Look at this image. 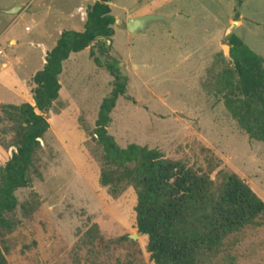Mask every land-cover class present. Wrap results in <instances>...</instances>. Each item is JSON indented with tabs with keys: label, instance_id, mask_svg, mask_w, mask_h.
Masks as SVG:
<instances>
[{
	"label": "rangeland",
	"instance_id": "374dc122",
	"mask_svg": "<svg viewBox=\"0 0 264 264\" xmlns=\"http://www.w3.org/2000/svg\"><path fill=\"white\" fill-rule=\"evenodd\" d=\"M95 1L0 0V113L5 105L33 102V78L48 52L64 31L84 27ZM18 4L23 8L17 14L6 13ZM111 6L116 24L110 54L129 79L109 128L120 147L157 149L204 170L214 157L264 195V143L251 139L225 105L230 78L235 84L237 78L228 37L238 35L264 58V0H116ZM149 15L164 19L144 33L128 32L129 19ZM60 81L32 184L16 193L19 206L9 215L19 221L11 264H90L92 254L79 246L94 224L102 234L96 264H154L138 233L135 191L113 199L100 185L93 155V131L114 78L96 65L90 47L71 55ZM24 206L34 210L28 214ZM124 236L128 240L107 248ZM228 243L222 264H230L228 255L235 264H264V225Z\"/></svg>",
	"mask_w": 264,
	"mask_h": 264
},
{
	"label": "trees",
	"instance_id": "16d2710c",
	"mask_svg": "<svg viewBox=\"0 0 264 264\" xmlns=\"http://www.w3.org/2000/svg\"><path fill=\"white\" fill-rule=\"evenodd\" d=\"M96 0L86 12L84 27L64 31L48 52L44 68L33 78V102L5 105L0 113V264H11L16 244L13 236L19 221L16 193L32 184L41 141L50 130L47 115L60 99V77L72 54L91 47V56L114 78L113 90L99 109L93 131L94 157L100 166V185L115 200L132 188L138 233L147 239L154 264H222L220 255L235 235L264 225V195L234 169H222L212 157L208 169L189 167L168 158L157 149L132 144L123 149L109 132L112 114L122 97H127L129 79L110 54L115 36L112 4ZM243 0H239L242 5ZM230 63L237 76L230 78L225 105L240 127L264 143V58L238 35L228 37ZM97 50V51H96ZM97 53L99 55L97 56ZM234 78V77H233ZM13 152L10 154V149ZM209 151V150H208ZM27 213L33 206L25 207ZM114 239L107 248L128 240ZM102 240L94 224L82 237L79 248L88 249L90 264L99 262L96 242ZM96 251V252H95ZM81 259V258H80ZM230 264L236 259L224 258Z\"/></svg>",
	"mask_w": 264,
	"mask_h": 264
},
{
	"label": "water",
	"instance_id": "95a60500",
	"mask_svg": "<svg viewBox=\"0 0 264 264\" xmlns=\"http://www.w3.org/2000/svg\"><path fill=\"white\" fill-rule=\"evenodd\" d=\"M22 8L23 6L18 4L16 5V7L10 10H7L6 13L14 15V14H17ZM163 19H164L163 17L156 16V15H149V16H144V17H139V18H131L128 20V23H127L128 32L130 34L144 33L150 23L155 22V21H161ZM227 50H228V47H227ZM47 57H48V54H47ZM137 238L138 236L132 237L133 240H136Z\"/></svg>",
	"mask_w": 264,
	"mask_h": 264
}]
</instances>
